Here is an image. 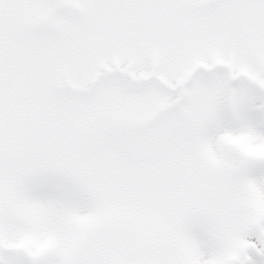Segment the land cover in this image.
Here are the masks:
<instances>
[{
    "label": "snow or ice",
    "instance_id": "snow-or-ice-1",
    "mask_svg": "<svg viewBox=\"0 0 264 264\" xmlns=\"http://www.w3.org/2000/svg\"><path fill=\"white\" fill-rule=\"evenodd\" d=\"M0 264H264V0H0Z\"/></svg>",
    "mask_w": 264,
    "mask_h": 264
}]
</instances>
